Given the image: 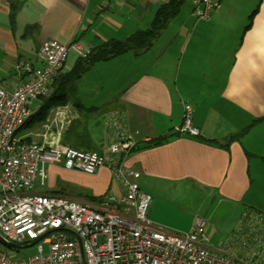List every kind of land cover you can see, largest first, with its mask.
<instances>
[{
    "label": "crops",
    "instance_id": "1",
    "mask_svg": "<svg viewBox=\"0 0 264 264\" xmlns=\"http://www.w3.org/2000/svg\"><path fill=\"white\" fill-rule=\"evenodd\" d=\"M169 1L0 0V88L11 90L41 66L38 48L44 40L73 43L87 55L148 29L156 10ZM184 2L148 50L95 63L85 73L89 91L110 92L89 115L101 117L104 129L100 141L87 129L91 149L105 153L110 135L105 118L115 107L136 143L122 163L137 174L140 192L151 197L148 219L178 234L197 219L185 208L191 199L202 207L209 201L242 207L237 218L246 209L264 214V0H219L207 20L196 18L192 4ZM72 55L63 73L78 58ZM184 105L192 109L196 138L175 133ZM66 111L81 118L78 106L67 104ZM45 169L47 176L53 171L61 178L58 190L73 191L61 196L79 203L123 195L105 168L94 174L57 165Z\"/></svg>",
    "mask_w": 264,
    "mask_h": 264
},
{
    "label": "built area",
    "instance_id": "2",
    "mask_svg": "<svg viewBox=\"0 0 264 264\" xmlns=\"http://www.w3.org/2000/svg\"><path fill=\"white\" fill-rule=\"evenodd\" d=\"M218 1L189 0L199 20H207ZM70 51L81 59L87 56L73 43L44 40L38 48L41 66L29 70L28 79L11 90L0 88V235L17 250H36L20 259L0 251V264H264L261 212L244 211L219 250L207 245L201 220L182 234L168 233L150 222L151 197L140 192L137 174L122 163L136 143L126 133L119 110L106 114L110 135L103 154L44 143L45 138L25 142L19 137L34 102L53 94V82ZM191 120L192 109L184 105L175 133L196 138L199 132ZM48 165L86 174L105 168L120 182L123 195L86 205L55 193H39Z\"/></svg>",
    "mask_w": 264,
    "mask_h": 264
},
{
    "label": "rangeland",
    "instance_id": "3",
    "mask_svg": "<svg viewBox=\"0 0 264 264\" xmlns=\"http://www.w3.org/2000/svg\"><path fill=\"white\" fill-rule=\"evenodd\" d=\"M186 3V2H184ZM186 7V5H185ZM73 51H70L68 53V58L66 62V66L69 67L72 65L74 59H73ZM75 54V53H74ZM87 77H82L84 79H80L76 83V89L73 90L68 95V105H74L79 107L80 109V119L72 118L70 112L66 111V106L64 110H61V108H56L53 110H50L49 115L47 117L46 122L43 125H39L36 127H32L29 130L21 131L19 133V137L23 139H29L32 142H38L42 141L44 143L52 144V145H61L62 142L65 143L63 140V136L65 135L66 131L75 126V124L80 121L81 127L83 128L86 123V128L90 131V133L96 136H93L92 139L96 141H100V135L103 133V122L101 121V117L92 116L91 118L88 116L91 113H86V110L92 109L94 107H101V105L109 96V93L107 88H105L102 93H98L96 96L93 91H89L85 87V82L89 81V74H85ZM109 81L106 79L104 80V85H107ZM38 101H35L34 104L31 107L32 111L37 110L38 108ZM64 111L65 116H60V112ZM110 111V110H109ZM93 113V112H92ZM63 117V118H62ZM85 118V119H84ZM77 127V125H76ZM75 127V128H76ZM81 131V129L79 128ZM101 132V133H100ZM60 136V137H59ZM73 141V140H72ZM95 141V142H96ZM74 142V141H73ZM98 143V142H97ZM66 145H75L72 142L65 143ZM114 178V177H113ZM60 177L53 176V171H51V175L48 174L47 179L44 182L43 188L37 189L39 193L44 194V191L48 192H54L59 191V195H68L71 196L73 191L70 190H64L63 192L58 190L61 184ZM117 180V179H116ZM53 189V190H52ZM84 194L86 192H83ZM114 194L113 192H111ZM64 197V196H62ZM107 197V196H105ZM209 201L206 203L205 206H201L199 204H195V201H192V199L185 204V208H187L188 215H191L192 217H197L198 220L203 221L204 223V234L208 238V246L213 250H219L223 245L224 241L227 237H229L234 230V222L240 212L242 211V207H230L228 204H218L217 202ZM150 204V203H149ZM250 210V209H246ZM245 210V211H246ZM200 213V214H199ZM242 215V214H241ZM240 215V216H241ZM239 216V218H240ZM239 218H237L239 220ZM196 219V220H197ZM233 228V229H232ZM44 254L47 253V246L42 245ZM0 251L5 252L9 258L12 259H20L23 256H32L35 254L36 250L34 247H30L27 249H19V250H13L10 248H7L6 246L2 245L0 243Z\"/></svg>",
    "mask_w": 264,
    "mask_h": 264
},
{
    "label": "trees",
    "instance_id": "4",
    "mask_svg": "<svg viewBox=\"0 0 264 264\" xmlns=\"http://www.w3.org/2000/svg\"><path fill=\"white\" fill-rule=\"evenodd\" d=\"M183 2L184 0H170L167 3L160 5L154 13L150 27L148 29L144 31H137L128 38L121 41L110 40L97 49L89 52L85 58H77L69 71L64 73L61 72L57 78H55L53 82V94L48 98H43L38 101L39 103L37 110L33 111L32 115L27 119L19 132L43 125L47 120L50 110L65 107L68 103V95L74 89L75 83L95 63L109 61L130 51L140 52L148 50L159 37L161 31L165 28L170 19L177 15ZM112 108L115 109V107ZM112 108H105L103 111L108 109V112L109 110H112ZM92 112H94L93 109L86 110V113ZM80 123L81 122L78 121L75 126L67 130L63 136L65 143L72 142L75 145H66L63 142L61 145L78 150L94 152L90 146V139L87 134L86 123L83 128L80 126ZM24 141L30 142L29 139H25ZM159 143L160 141H152L150 142V145H157ZM88 199L92 203H98L101 201V198L95 197H89Z\"/></svg>",
    "mask_w": 264,
    "mask_h": 264
},
{
    "label": "water",
    "instance_id": "5",
    "mask_svg": "<svg viewBox=\"0 0 264 264\" xmlns=\"http://www.w3.org/2000/svg\"><path fill=\"white\" fill-rule=\"evenodd\" d=\"M0 243L4 246H6L7 248L13 249V250H17L16 246L10 245L6 242V240L0 235Z\"/></svg>",
    "mask_w": 264,
    "mask_h": 264
}]
</instances>
